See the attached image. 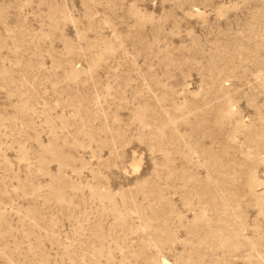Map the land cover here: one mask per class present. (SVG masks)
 <instances>
[{
  "label": "rangeland",
  "instance_id": "374dc122",
  "mask_svg": "<svg viewBox=\"0 0 264 264\" xmlns=\"http://www.w3.org/2000/svg\"><path fill=\"white\" fill-rule=\"evenodd\" d=\"M0 264H264V0H0Z\"/></svg>",
  "mask_w": 264,
  "mask_h": 264
}]
</instances>
